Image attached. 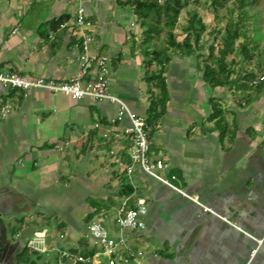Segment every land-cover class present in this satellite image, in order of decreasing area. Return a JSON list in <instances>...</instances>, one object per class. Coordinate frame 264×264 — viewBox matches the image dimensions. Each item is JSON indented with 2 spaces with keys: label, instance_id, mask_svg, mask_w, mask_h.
Wrapping results in <instances>:
<instances>
[{
  "label": "crops",
  "instance_id": "crops-1",
  "mask_svg": "<svg viewBox=\"0 0 264 264\" xmlns=\"http://www.w3.org/2000/svg\"><path fill=\"white\" fill-rule=\"evenodd\" d=\"M80 5L91 22L90 52L108 57L111 93L147 122L152 102L162 98L154 74L163 68L165 105L148 122L149 157L170 164L185 194L140 167L128 176L133 136L119 103L0 82V216L10 240L0 251L3 264H69L60 262L64 249L97 254L88 264H109L88 230L92 222L142 251L145 264H264V82L211 85L202 56L208 47L189 53L170 46L167 27L145 41L127 0H0V72L72 78L83 48ZM185 24L183 12L178 42ZM213 29L202 44L214 42ZM261 49L252 62L231 56L230 78L250 71L264 79L263 43ZM125 184L133 187L129 196ZM139 197L147 202L145 226L120 228V208Z\"/></svg>",
  "mask_w": 264,
  "mask_h": 264
},
{
  "label": "built area",
  "instance_id": "built-area-1",
  "mask_svg": "<svg viewBox=\"0 0 264 264\" xmlns=\"http://www.w3.org/2000/svg\"><path fill=\"white\" fill-rule=\"evenodd\" d=\"M77 25L83 39V48L78 56L79 70L69 80L58 81L45 77L29 78L19 72H0V82L14 89L30 91L34 88L63 93L73 98H94L95 100H110L120 104V115L127 114L131 125L126 133L133 136V143L129 148L130 163L126 167L129 177L137 167L155 178L159 182L173 188L180 193L185 192L175 183L176 176L171 174L170 164L162 158L150 159V125L141 116L130 111L120 98L113 95L109 85L110 67L108 57L90 52L89 34L91 22L88 20L86 8L80 5L77 11ZM92 72H95L92 74ZM264 79H256L253 85H259ZM264 139V133L262 135ZM147 202L144 198H137L132 207H127V201L119 210L117 223L122 229H139L145 226L142 217L147 213ZM88 230L96 238L102 248V254L107 257L109 264H145L143 252L127 244L123 237L115 238L100 222H92ZM261 242V241H260ZM30 245L41 250L38 240L31 241ZM256 250H254V253ZM97 254H85L64 249L59 251L60 262L69 264H88Z\"/></svg>",
  "mask_w": 264,
  "mask_h": 264
},
{
  "label": "trees",
  "instance_id": "trees-1",
  "mask_svg": "<svg viewBox=\"0 0 264 264\" xmlns=\"http://www.w3.org/2000/svg\"><path fill=\"white\" fill-rule=\"evenodd\" d=\"M192 2L196 5L191 7ZM209 7L218 13L221 9L227 10V20L223 29H213L212 35L214 42L208 46L202 44V38L207 31V23L204 21L201 13L197 9V5L201 0H127V3L133 8L135 14L141 18L143 27L145 28V41H151L157 38L167 27L169 28L168 43L170 46L185 48L189 53L199 52L208 47L207 54H202L205 58L204 75L208 83L213 86H225L239 84L244 89L252 88L256 74L250 71H244L238 79H231L233 73L232 65L229 58L240 53L247 62H252L257 54L262 52L261 42H256L252 35L254 26L250 25L253 17L258 15L264 7V0H207ZM260 10V11H259ZM183 12L186 13V24L184 26L185 37L181 42L177 41L174 28L182 17ZM222 32L219 39L218 34ZM264 41V39H263ZM217 42L218 44H215ZM153 55H166V51L153 52ZM151 54V55H152ZM163 68L154 74L158 84L162 90V98L152 102L150 108V117L148 122L151 124L156 116L159 106L165 105L162 100L166 96V82L163 76ZM225 76H227L226 79ZM152 76V78H154ZM263 83L257 85L262 87ZM215 105V114L221 112L220 104L213 101ZM214 117H217L214 115ZM133 187L130 184L123 186V193L129 196L133 193ZM28 247H25L21 255L29 254Z\"/></svg>",
  "mask_w": 264,
  "mask_h": 264
},
{
  "label": "rangeland",
  "instance_id": "rangeland-1",
  "mask_svg": "<svg viewBox=\"0 0 264 264\" xmlns=\"http://www.w3.org/2000/svg\"><path fill=\"white\" fill-rule=\"evenodd\" d=\"M193 6L196 5L192 2L191 7ZM197 9L201 13L204 21L207 23V26H209V28L212 27L214 29H223L228 18L226 9H221L219 11V18L215 16V12L212 8L209 7V3L207 2V0H201V3L197 5ZM252 22L253 23H251L250 25L254 26V31L252 30L253 37L255 38L256 42H261L264 44V7L262 11L258 13V15L253 17ZM218 37L219 39L222 37V32H219ZM212 41L214 40L212 39Z\"/></svg>",
  "mask_w": 264,
  "mask_h": 264
},
{
  "label": "water",
  "instance_id": "water-1",
  "mask_svg": "<svg viewBox=\"0 0 264 264\" xmlns=\"http://www.w3.org/2000/svg\"><path fill=\"white\" fill-rule=\"evenodd\" d=\"M0 225L3 226L4 230L0 232V251H7L10 247V240L7 235V225L5 224L3 218L0 216ZM3 260H0V264H3Z\"/></svg>",
  "mask_w": 264,
  "mask_h": 264
},
{
  "label": "flooded vegetation",
  "instance_id": "flooded-vegetation-1",
  "mask_svg": "<svg viewBox=\"0 0 264 264\" xmlns=\"http://www.w3.org/2000/svg\"><path fill=\"white\" fill-rule=\"evenodd\" d=\"M11 249V248H10ZM2 257H4L3 255H1ZM2 257H0V260L3 259ZM5 258V257H4Z\"/></svg>",
  "mask_w": 264,
  "mask_h": 264
}]
</instances>
